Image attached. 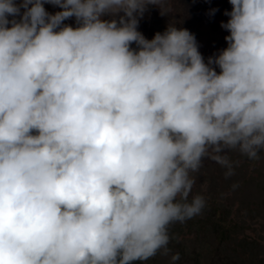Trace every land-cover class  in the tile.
Masks as SVG:
<instances>
[{
    "label": "clouds",
    "instance_id": "clouds-1",
    "mask_svg": "<svg viewBox=\"0 0 264 264\" xmlns=\"http://www.w3.org/2000/svg\"><path fill=\"white\" fill-rule=\"evenodd\" d=\"M229 2L228 47L205 63L187 29L137 31L161 0H0V264L167 255L169 225L204 206L203 159L230 176L229 152L259 158L264 0Z\"/></svg>",
    "mask_w": 264,
    "mask_h": 264
},
{
    "label": "trees",
    "instance_id": "trees-1",
    "mask_svg": "<svg viewBox=\"0 0 264 264\" xmlns=\"http://www.w3.org/2000/svg\"><path fill=\"white\" fill-rule=\"evenodd\" d=\"M194 2L201 8L200 18L181 29L195 36L207 63L228 47L225 37L230 33L221 24L230 19L225 13L231 12L232 5L229 0ZM44 7L49 14L62 10L51 3H44ZM63 24L73 27L71 18ZM216 71L220 69L216 67ZM228 156L233 163L230 176L225 175L227 169L219 163L203 159L200 169L191 174L195 183L189 196V200L196 195L203 197L202 210L184 222L169 225L167 255L160 250L138 264H264V152L257 159L238 151ZM176 253L180 258L173 262L171 257Z\"/></svg>",
    "mask_w": 264,
    "mask_h": 264
},
{
    "label": "rangeland",
    "instance_id": "rangeland-1",
    "mask_svg": "<svg viewBox=\"0 0 264 264\" xmlns=\"http://www.w3.org/2000/svg\"><path fill=\"white\" fill-rule=\"evenodd\" d=\"M18 1L20 0H15V2ZM160 6L167 11V14H162L159 6L148 4L142 17H138L137 31L148 40L153 39L156 33L163 34L169 26H174L177 29L188 27L195 23L201 15V8L194 0H161ZM119 15H123V13ZM113 18L118 20L119 16L104 15L102 17L105 20ZM71 19L73 28L79 26L75 17H71ZM130 47L137 49L135 43H132Z\"/></svg>",
    "mask_w": 264,
    "mask_h": 264
}]
</instances>
